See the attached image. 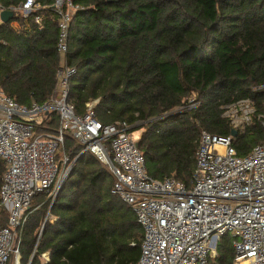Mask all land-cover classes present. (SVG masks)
<instances>
[{
  "label": "trees",
  "instance_id": "1",
  "mask_svg": "<svg viewBox=\"0 0 264 264\" xmlns=\"http://www.w3.org/2000/svg\"><path fill=\"white\" fill-rule=\"evenodd\" d=\"M25 0H0L16 10ZM0 23V89L20 105L47 102L57 89L58 13L53 0ZM65 62L74 69L67 101L76 114L96 100L103 124L142 130L147 173L190 186L200 133L227 137L223 106L253 102L252 123L233 147L246 155L264 142V0H71ZM39 19V24L35 19ZM18 24L12 27V23ZM262 87L257 89V87ZM193 97L195 106L187 107ZM47 129H57L55 114ZM43 125V124H42ZM72 158L78 147L67 138ZM5 169L0 159V183ZM112 178L92 155L78 157L52 206L43 194L21 231L20 264H135L142 231L130 208L111 194ZM47 212L33 254L37 233ZM7 215L0 210V227ZM232 240L221 237L210 264H233Z\"/></svg>",
  "mask_w": 264,
  "mask_h": 264
},
{
  "label": "built area",
  "instance_id": "2",
  "mask_svg": "<svg viewBox=\"0 0 264 264\" xmlns=\"http://www.w3.org/2000/svg\"><path fill=\"white\" fill-rule=\"evenodd\" d=\"M39 8L34 0H25L16 10L26 16ZM52 8L59 15L55 93L47 102L25 106L0 89V159L5 166L0 210L7 215V225L0 227V264L10 258L20 264L21 231L34 198L43 194L50 208L76 159L84 154L106 167L111 194L130 208L142 231L135 264H210L223 236L232 240L233 264H264V142L243 156L233 147L235 136L252 123L253 102L243 99L223 106L222 116L235 136L200 133L189 187L174 173L154 179L135 144L139 137L134 124L101 123L95 118L96 100L86 103L83 114H76L67 101L68 81L75 72L65 62L68 29L78 7L71 0H53ZM35 21L39 24L38 18ZM194 106L191 97L187 107ZM52 113L58 120L54 131L45 128ZM67 138L78 147L72 158L65 152ZM47 220L52 223L55 218L47 212L32 255ZM42 258L48 260L43 254L41 262Z\"/></svg>",
  "mask_w": 264,
  "mask_h": 264
},
{
  "label": "water",
  "instance_id": "3",
  "mask_svg": "<svg viewBox=\"0 0 264 264\" xmlns=\"http://www.w3.org/2000/svg\"><path fill=\"white\" fill-rule=\"evenodd\" d=\"M16 13H17V11L13 10V9L2 10L0 12V23H7L8 21H10L11 19L14 18ZM230 133H231L232 136L236 135V131L235 130H231ZM135 144L138 147V142H136Z\"/></svg>",
  "mask_w": 264,
  "mask_h": 264
},
{
  "label": "crops",
  "instance_id": "4",
  "mask_svg": "<svg viewBox=\"0 0 264 264\" xmlns=\"http://www.w3.org/2000/svg\"><path fill=\"white\" fill-rule=\"evenodd\" d=\"M12 27H17L18 26V24L17 23H15V22H13L12 24ZM43 255H45V257H47V259L48 260H44V258H42V262L40 261V258H39V261H40V264H46L48 261H49V253L48 252H44V253H42ZM41 254V255H42ZM41 255H40V257H41Z\"/></svg>",
  "mask_w": 264,
  "mask_h": 264
},
{
  "label": "rangeland",
  "instance_id": "5",
  "mask_svg": "<svg viewBox=\"0 0 264 264\" xmlns=\"http://www.w3.org/2000/svg\"><path fill=\"white\" fill-rule=\"evenodd\" d=\"M141 132H142V130H138L135 134L139 137V135L141 134ZM63 152V151H62ZM66 152V151H65ZM102 165V164H101ZM102 167H103V169L105 170V171H107L108 172V170L106 169V167L104 166V165H102ZM108 174H109V172H108ZM69 175V174H68ZM110 175V174H109ZM214 253H216V249H215V251H214ZM214 257V256H213ZM6 264H13V258H10L8 261H7V263Z\"/></svg>",
  "mask_w": 264,
  "mask_h": 264
},
{
  "label": "clouds",
  "instance_id": "6",
  "mask_svg": "<svg viewBox=\"0 0 264 264\" xmlns=\"http://www.w3.org/2000/svg\"><path fill=\"white\" fill-rule=\"evenodd\" d=\"M17 11V10H16Z\"/></svg>",
  "mask_w": 264,
  "mask_h": 264
}]
</instances>
